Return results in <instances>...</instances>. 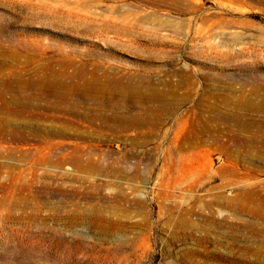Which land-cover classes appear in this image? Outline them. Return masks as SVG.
Masks as SVG:
<instances>
[{
	"label": "rangeland",
	"instance_id": "obj_1",
	"mask_svg": "<svg viewBox=\"0 0 264 264\" xmlns=\"http://www.w3.org/2000/svg\"><path fill=\"white\" fill-rule=\"evenodd\" d=\"M0 264H264V0H0Z\"/></svg>",
	"mask_w": 264,
	"mask_h": 264
},
{
	"label": "bare ground",
	"instance_id": "obj_2",
	"mask_svg": "<svg viewBox=\"0 0 264 264\" xmlns=\"http://www.w3.org/2000/svg\"><path fill=\"white\" fill-rule=\"evenodd\" d=\"M100 78L104 79V82H98V81H90L89 83L92 84V85H89L90 87H92L94 90H95V93L96 95L100 96V97H104V95H112L114 93V89H110L109 85L106 84L105 82H110V81H107V80H112L114 77H108L106 75V73L101 76ZM116 83L119 82L120 84V87H119V91L121 89H123L124 91H127V95L128 97L130 98H136L137 96L140 95L141 93V87L136 85L134 82H133V78L130 77V75H120L116 78ZM87 82V81H86ZM115 83V84H116ZM148 86H149V81L147 82ZM109 90V91H108ZM147 93H149V89L145 90ZM150 98L149 100H158V96L157 94H149ZM114 98L109 96L106 98V101L108 104L107 107H108V110L110 111H114L118 108L117 104L115 102H113ZM161 100V99H160ZM105 101V102H106ZM125 101H130V99L126 98ZM100 107V106H99ZM101 108H102V105H101ZM121 110V112H126L124 109H122L123 107H119ZM123 110V111H122ZM149 110V107H145L143 111H148Z\"/></svg>",
	"mask_w": 264,
	"mask_h": 264
}]
</instances>
